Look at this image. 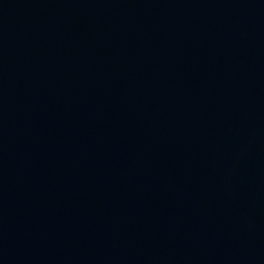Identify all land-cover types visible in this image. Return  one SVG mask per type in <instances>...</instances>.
<instances>
[{
  "label": "water",
  "instance_id": "1",
  "mask_svg": "<svg viewBox=\"0 0 264 264\" xmlns=\"http://www.w3.org/2000/svg\"><path fill=\"white\" fill-rule=\"evenodd\" d=\"M0 264H264V0H0Z\"/></svg>",
  "mask_w": 264,
  "mask_h": 264
}]
</instances>
